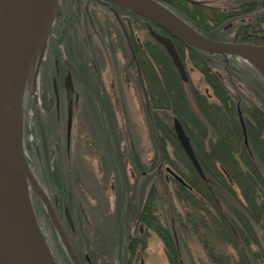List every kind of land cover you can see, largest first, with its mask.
Returning a JSON list of instances; mask_svg holds the SVG:
<instances>
[{"label":"rangeland","instance_id":"374dc122","mask_svg":"<svg viewBox=\"0 0 264 264\" xmlns=\"http://www.w3.org/2000/svg\"><path fill=\"white\" fill-rule=\"evenodd\" d=\"M71 8L69 0L56 1L54 15L47 21L42 39L38 42L41 54L36 55L38 59L31 70L23 112L25 158L51 200L57 198L60 210H67L69 213L72 224L66 222L65 231L81 261V256H85L89 261H94L89 264H123L124 228L125 242L132 236L139 237L148 233L145 247L139 246L136 250L138 258H134L132 262L126 258L127 264H170L164 242L158 234L147 230L142 223L137 224L132 218V213L145 203L151 186L157 180L164 198V201L158 202L159 212L165 217L170 208L173 211V205L176 210L182 208L175 196L172 179L167 178V182H162L155 176L153 161L156 146L151 128L155 120L150 114L153 107L148 103L139 62L132 56V49L110 9L100 8L96 4L90 8L88 5H81L71 25L66 26ZM121 16L128 24L132 45L138 43L150 51L156 68L149 69L147 81L151 82L149 74H153L156 79L151 77L153 85H158L157 70L164 77L165 70L170 83L176 79V75L183 83H188L185 87L187 93L192 92V86L201 91L208 89L204 77L194 66L188 49L184 48L186 56H183V60L189 80L184 82L165 49L148 33L144 19L125 13H121ZM231 37L230 34L220 35L218 39L226 40ZM72 55L91 83L101 85L102 94L98 93V97L93 91L71 95V77L62 79L61 76L63 68L67 67V64L71 66ZM237 59L239 63L245 64L240 58ZM224 67L220 70L223 76L233 81L241 93L254 98L264 107V95L251 79L247 76H237L229 64ZM54 80L58 100L54 91ZM262 80L264 82L263 78ZM155 90L157 89L154 88L153 91ZM102 109L109 132L111 136L113 133L125 166L122 168L123 173L127 175H124V198L123 179L120 177V171H116L107 148L105 131L103 132L101 126ZM159 115L162 122L167 121L173 126L174 115ZM248 141L246 149L241 147L246 154L250 149L257 151L258 148L264 152L263 146L253 144L252 136L248 137ZM203 143L200 136L199 145L202 148ZM262 143L264 144V130ZM199 145L200 157L204 160L205 156ZM168 155L177 168L184 170L175 160L170 146ZM138 160L143 170L137 168ZM258 166L264 175V167L261 164L253 163L255 168L250 167V170L255 174L253 177L260 179V186L247 192L240 189L238 174L234 172L236 181L229 179L232 183L231 186L228 185L231 187L229 189L227 182L225 183L226 176L219 165L215 175H207L211 179L214 176L218 181L215 182L218 185L216 195L224 210L230 211L229 206L234 202L233 195L237 193L251 212L247 221L251 225H248L247 229L248 226L244 228L243 223H235L234 229L238 230L235 235L234 229H231L226 220L217 216L212 218L208 227L204 228L205 238L201 237L202 240L194 234H185L186 242L183 241L182 244L184 264H264V186L258 173L256 175ZM261 186L263 188H260ZM30 190L39 224L57 262L73 264L59 237L53 232L42 199L32 188ZM127 212L131 214L132 220L129 222ZM230 219H237L238 222V218L231 216ZM170 220L171 218L169 222ZM256 220L259 223H256ZM200 226L203 229L202 225ZM211 252L216 261L210 257Z\"/></svg>","mask_w":264,"mask_h":264},{"label":"trees","instance_id":"16d2710c","mask_svg":"<svg viewBox=\"0 0 264 264\" xmlns=\"http://www.w3.org/2000/svg\"><path fill=\"white\" fill-rule=\"evenodd\" d=\"M161 1L169 5L181 17L211 38L230 34L232 37L226 38V40L264 44V0ZM124 21L126 23L125 19ZM126 26L128 28V24ZM178 46L182 57L186 56L184 54V48H187L186 45L178 43ZM134 49L140 65L142 81L145 84L148 103L153 107L150 114L155 120L151 125L156 146L153 161V166L156 169L155 176L162 182H167V178L172 179L175 196L182 208L176 210L173 205V211L170 208L165 217L159 212L158 202L160 201L161 203V201H164V198L162 197V189L158 185L157 180L151 186L145 203L142 204L141 208L139 207L132 213V218L136 220L137 224L142 223L146 226L147 230H152L158 234L164 242L166 255L170 264H184L182 244L185 241V234H194L202 240V238H205L204 228L208 227L212 218L216 216L220 219L223 218V220L229 223L231 229H234L235 223H243L244 228L251 225L247 222L249 221V214L251 212L244 205L237 193L233 195L234 202L229 206L230 211L224 210L216 195L218 185L215 182L217 180H215L214 176L211 179L207 175H215L214 172L215 170H219L217 168V165H219L226 176L227 181L225 183L227 182L226 184L229 189H231L230 186L232 184L229 179H232L233 182L236 181L233 172L238 174L237 182L243 192L251 189L256 190L260 186V179L252 176L255 174L250 170V167L255 168L253 167V163L261 164L264 167V152L258 148L257 151L250 149L249 153L246 154L245 150H241V147H245L246 149L250 141H248V137L251 138L252 136L254 138L253 144L257 146L260 144L264 148V144L262 143L264 107L259 105L254 98L247 96L244 92L241 93L238 86L233 81L225 78L220 70L229 64L231 70L237 76L249 77L254 85L261 90L263 95L264 82L255 69L246 64L239 63V60L235 57L226 58L221 55L191 48L188 49L189 55L196 69L204 77V81L208 86L206 91H201L192 86V92L187 93L185 87L188 83H183L174 72L173 74L176 75V79L170 83L167 71L165 72L164 70V77L157 69L156 78L159 79L158 85H153L154 81L151 80V77L152 79L155 78L153 74H149L151 82L147 81L146 76L150 68H156L149 53L150 51L138 43L134 45ZM224 69L226 70L225 67ZM154 88L157 90L153 91ZM239 108L243 114L244 127L239 119ZM159 114L168 117L174 115V117H178L182 122L203 168L204 178L195 169L182 149L173 126L167 121L162 122ZM200 136L204 141V150L199 145ZM112 137L114 138L113 133ZM113 141L121 165L125 168L115 138ZM198 145L202 148L205 156L204 160L200 157ZM169 146L174 152L175 160L183 166L184 170L177 168L174 161L170 159L168 155ZM107 148L111 153L108 144ZM113 161L116 171L119 173V168L114 158ZM164 166H170L175 170L186 181L187 185L176 181L164 170ZM137 168L143 170L139 160ZM260 169L258 166V169L255 171L256 175L258 173V176L262 179L261 182L264 186V175ZM124 175L127 176L126 174ZM260 188L263 187L261 186ZM258 194L262 197L260 193ZM165 200L166 202L168 201L167 198ZM262 202L264 203V201ZM126 215L128 222L131 221V214L127 212ZM231 216L234 219L238 218V222H236L237 219L232 221L230 219ZM256 223L259 222L256 220ZM200 225H202L203 229ZM262 225H264V222ZM249 226L247 229H249ZM244 228L242 227L241 229L244 230ZM234 232L236 235L238 230L234 229ZM147 239L148 233L143 234V236L139 235V237L132 236L128 239L126 255L129 262H132L134 258H138L136 250L139 246L144 248ZM207 249L210 250L209 247ZM210 257L216 261L212 252ZM81 258L83 264L91 262L85 256H81Z\"/></svg>","mask_w":264,"mask_h":264},{"label":"water","instance_id":"95a60500","mask_svg":"<svg viewBox=\"0 0 264 264\" xmlns=\"http://www.w3.org/2000/svg\"><path fill=\"white\" fill-rule=\"evenodd\" d=\"M56 1L0 0V237L25 264H58L39 224L31 193L27 198L21 196L16 191L11 177L12 165L15 164L14 158L21 153L22 146L25 147L21 102L27 69L33 50H35L33 46L35 33L38 26L37 44L42 39L47 21L50 20L51 15H54ZM95 1L113 4L146 18V26L150 35L165 48L183 81H188L189 77L175 41L212 54L239 57L253 67L264 79V44L210 38L189 24L161 0ZM114 13L132 47L122 18L117 10H114ZM153 24L159 26L164 33L158 32ZM54 89L58 95L56 80H54ZM93 92L97 96L94 89ZM101 112L103 113V109ZM238 112L241 124L244 126L240 108ZM102 117L108 143L120 166L104 114ZM173 128L190 161L198 172H202L190 138L178 117L174 118ZM25 169L32 180V189L42 199L69 258L73 264H82L65 233L49 195L37 181L26 158ZM120 170L123 177L121 166ZM166 171L179 183L187 185L185 180L170 167H166ZM123 183L124 198V178ZM122 206L125 210L124 201ZM122 243L125 247L124 228ZM0 264H2L1 261ZM124 264H126V255H124Z\"/></svg>","mask_w":264,"mask_h":264},{"label":"flooded vegetation","instance_id":"af4514ba","mask_svg":"<svg viewBox=\"0 0 264 264\" xmlns=\"http://www.w3.org/2000/svg\"><path fill=\"white\" fill-rule=\"evenodd\" d=\"M69 4L70 6L72 4V8H71V13L68 15L67 21L65 23L66 26H68L69 24L71 25L72 19H74V16L76 15V12L79 10V7L81 5L82 6L84 5V7L88 5L90 8V6L96 4V6H100V8L103 7L105 9H110L113 12V14H115L114 10H117L120 15L121 13H125L133 16L134 18H137L136 16H138L128 10L118 8L112 4L97 2L95 0H69ZM186 49L189 48L187 47ZM61 77L62 79H64V77L65 79L71 77V95H82L83 92L92 93V88L95 89V91L97 90L96 91L97 93L102 94L100 92L102 89L101 85L91 83V80L88 78V76L85 75V73L83 72L82 68L79 65V62L77 61L74 55L71 56V66L67 64V67L63 68V76ZM89 83L91 84L92 87L88 85ZM202 177L204 178V175H202ZM53 203L63 226L65 227L66 222L71 225L72 224L71 217L67 212V210H63V211L60 210L59 200H57V198H53ZM53 232L58 236V233L54 228H53Z\"/></svg>","mask_w":264,"mask_h":264},{"label":"bare ground","instance_id":"6f19581e","mask_svg":"<svg viewBox=\"0 0 264 264\" xmlns=\"http://www.w3.org/2000/svg\"><path fill=\"white\" fill-rule=\"evenodd\" d=\"M38 34V26L37 31L35 33V40H34V49L31 61L29 63L28 69H27V75L25 80V88H24V94L23 99L21 102V117L23 116V112L26 106V90L29 83V78L31 74V70L34 67L35 61L38 59L36 55H40L41 47L36 44V38ZM15 164L12 165V172L11 177L14 183V186L16 188V191L24 197H28L30 193V188H32V180L29 177L26 169H25V155H24V146H22V151L18 156H15ZM11 247L8 246L4 240L0 237V261L2 264H25L20 258H18L14 253L13 250L10 249ZM14 253H13V252Z\"/></svg>","mask_w":264,"mask_h":264}]
</instances>
